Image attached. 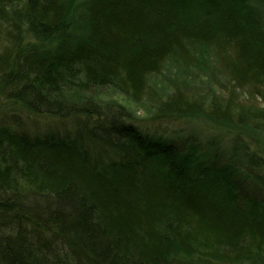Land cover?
Masks as SVG:
<instances>
[{
	"label": "trees",
	"instance_id": "obj_1",
	"mask_svg": "<svg viewBox=\"0 0 264 264\" xmlns=\"http://www.w3.org/2000/svg\"><path fill=\"white\" fill-rule=\"evenodd\" d=\"M3 104L0 264H264V0H0Z\"/></svg>",
	"mask_w": 264,
	"mask_h": 264
},
{
	"label": "rangeland",
	"instance_id": "obj_2",
	"mask_svg": "<svg viewBox=\"0 0 264 264\" xmlns=\"http://www.w3.org/2000/svg\"><path fill=\"white\" fill-rule=\"evenodd\" d=\"M185 76V75H184ZM186 78V77H185ZM199 80H197L195 83H198ZM5 104L2 105V107H0V110L4 109L5 110ZM18 112V111H16ZM136 116L140 117L143 116V110H136ZM8 115V114H7ZM20 115L21 120L23 121L24 125L26 128L30 129V130H37L38 132H41L43 130H45V122H43V120H39V117L34 116V115H28V114H18Z\"/></svg>",
	"mask_w": 264,
	"mask_h": 264
},
{
	"label": "bare ground",
	"instance_id": "obj_3",
	"mask_svg": "<svg viewBox=\"0 0 264 264\" xmlns=\"http://www.w3.org/2000/svg\"><path fill=\"white\" fill-rule=\"evenodd\" d=\"M33 130H34V129H33ZM33 130H32V131H33ZM34 132H38V131H37V130H35Z\"/></svg>",
	"mask_w": 264,
	"mask_h": 264
}]
</instances>
